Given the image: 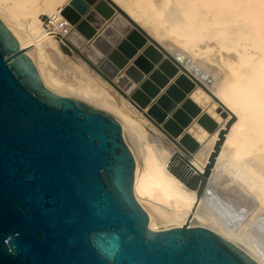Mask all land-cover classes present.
I'll use <instances>...</instances> for the list:
<instances>
[{
	"label": "water",
	"instance_id": "95a60500",
	"mask_svg": "<svg viewBox=\"0 0 264 264\" xmlns=\"http://www.w3.org/2000/svg\"><path fill=\"white\" fill-rule=\"evenodd\" d=\"M95 14L93 23L99 28L107 16ZM122 14L113 24L122 32L132 24L140 30L128 35L134 46H122L126 55L113 52L114 63L104 62V72L99 70L119 90L124 87L131 92L126 74L117 82L112 77L149 36ZM70 15L73 22L79 16ZM2 22L0 19V264H259L246 249L208 227H154V218L135 197L137 153L126 143L120 121L103 109L44 85L33 60ZM110 28L104 32L109 33ZM83 39L80 46L87 40ZM95 43L104 50L111 48L103 35ZM156 46H148L127 74L140 76L142 70L136 66L149 69L153 65L149 57L161 59ZM168 78L165 76L161 86ZM136 99L144 105L148 101V97ZM162 100L168 101L167 96ZM187 106L192 114L199 111L190 99ZM183 114L180 110V123L171 129L175 135L189 119L180 117ZM202 123L209 130L216 126L207 115ZM185 141L196 144L189 137ZM213 161L214 157L206 176ZM200 178L192 174L184 179L196 188ZM202 179L199 195L206 182Z\"/></svg>",
	"mask_w": 264,
	"mask_h": 264
},
{
	"label": "bare ground",
	"instance_id": "6f19581e",
	"mask_svg": "<svg viewBox=\"0 0 264 264\" xmlns=\"http://www.w3.org/2000/svg\"><path fill=\"white\" fill-rule=\"evenodd\" d=\"M138 1L143 4V10L134 8L127 0H101L95 6L84 3V0H0V19L19 42L20 48L33 60L44 85L56 93L78 98L94 107L105 108L120 121L126 143L132 153H137L133 184L135 197L148 215L154 218V227L169 229L185 224L208 227L246 249L259 264H264V183L255 188L261 212L242 234L237 231V225L245 220V210L253 202L242 188L232 187L231 193L235 197L230 199L220 197L217 192H208L205 200H209L210 205L208 203L207 210L201 209L200 204L209 189H203L199 195L202 178L206 180L205 186L210 179L206 173L212 158L214 157L213 166L215 165L214 168L211 167L213 172L225 155L228 145L236 154L246 152V149L256 150L252 158L264 171V0ZM70 5L81 13L90 9L100 16L101 12L111 21L116 16L123 15L122 12L127 14L148 34L146 47L151 44L156 46L155 42L159 44L160 48L156 47L165 58L160 65H170V70L166 69L167 75H171L170 81L182 74H188L190 80L198 81L196 88L190 93L191 87L185 97L188 95L186 99H190L199 111L189 115L181 110L189 119L177 134L179 139L189 137L193 140L192 143H196L198 148L194 153L187 152L189 155H185L183 151H179L175 155L144 141L143 138L147 135L145 126L141 125L142 121L139 124L136 121L138 119H134L130 113L131 109L127 107L129 101L110 83L105 82V79L104 81L92 71L90 75L89 70L85 69L86 65L82 66V63L74 61V52L82 50L78 47L79 42L74 39L78 22H72L68 16ZM157 25L162 26L164 33L172 35L194 54L213 49L220 57V64L224 67L226 64L230 71L221 80L214 81L210 86L206 85L188 69L189 63L185 56L172 53L168 45L161 41ZM105 27L102 25L97 28L94 34L103 32ZM215 43L220 47L214 48ZM221 48L233 50L236 58L228 60L221 54ZM52 53L60 54L69 67L78 70L84 80L85 77L88 79L87 85L91 87L81 84L78 86L77 82H65L49 64V60L53 61ZM77 59L84 62L80 57ZM198 71L202 72L203 79H208L205 71ZM126 96L137 103L136 98L144 95L137 90L131 96ZM185 115L180 117L184 118ZM204 115L216 124L213 130L201 123ZM204 146L209 147V152L203 160L199 158L198 151ZM192 174L201 176L196 188L184 179ZM217 191L223 194L222 190ZM209 210L213 211V215H210Z\"/></svg>",
	"mask_w": 264,
	"mask_h": 264
},
{
	"label": "rangeland",
	"instance_id": "374dc122",
	"mask_svg": "<svg viewBox=\"0 0 264 264\" xmlns=\"http://www.w3.org/2000/svg\"><path fill=\"white\" fill-rule=\"evenodd\" d=\"M100 1L101 0H97V2H96V0H95L94 2L93 1L91 2L90 0H84V3L86 2L88 5L95 6ZM127 1L131 4V6H133L136 9H142L143 10V8H144L143 4L138 0H127ZM85 6L86 5H84V8H85ZM69 7H70L69 12H68L69 14L79 15L77 20L75 21V23H77V22L78 23H77V27L75 28V31H74V35H75L74 39L80 43V41L81 42L84 41V39H83L84 37L87 38V41L84 42L82 46H80V44L78 43V47H79V49L81 48L80 50H82V51L77 50L74 52V55H72V58L75 57L74 61L78 64L82 63V66L86 65L85 69L87 68L89 70L88 73L90 75H92L90 71L95 73L97 76L99 75L100 78H103V80L105 79L106 80V81L104 80L105 82H107L108 84L110 83V85H112L115 90H117L124 98H126L129 101V102H127L129 104L127 107H128V109L130 108L132 110V111L129 110L130 113L133 115L134 119H138L136 121L139 124L142 121L141 125L145 126L144 128L146 129L147 135L145 134L146 137L143 138L144 141H149L156 148H159L162 151L173 152L175 155H178L179 151L180 152L183 151L182 153H184L185 155L186 154L189 155L190 153L191 154L194 153L198 147H196L195 145H191V143L186 142L184 140V138L179 139L178 136L175 135L171 129H173L175 127L176 123H180V119L178 118L179 117L178 113L180 110L185 111V113L188 112V114L191 115L190 107L187 106L186 97H188V95L185 97V94L189 93L187 88L190 85L192 87L190 90V93H191L196 88V85L199 84L198 81L196 82L195 80H190V75L187 76L188 74L187 75L182 74L183 76L180 75L181 78L179 76L176 78V80L175 79L173 81L171 80L172 82L168 78L165 85L161 86V81H163L165 76L171 77L170 74H169L170 76L167 75L168 72L166 71V69L170 70V65L168 63H165L164 65H166V66H164V67H161V65H160L162 62H164L163 60L165 58H163V57L161 60L159 59L158 61H155L151 57H149L150 61H152V63H153V65L151 64L152 66L149 67V69H145L144 67H141L138 65L140 67V69L142 70V73H139L140 76L133 77V76L127 74L126 70L131 65H134L136 63V60L140 57V54H142V52L144 54V52H145L144 49L147 47L145 45H143V48L142 47L139 48L137 50L138 52H136V54H134L132 57H130L128 59V62L123 67H121L119 69V71L117 72V74L114 77H112V80L114 82H117V80L122 75L126 74L127 80L125 83L127 85H129L130 88L132 87V90H131V92H129L127 89H125L123 87L122 88L123 91H125L127 93V95L129 94L131 96V93H133L134 91L136 92L137 90H140L144 95V96H141V98H147L148 97V101L145 105L142 104V102L138 99H136L137 103L132 102L128 98V96H126V94L123 93V91L119 90L107 78H104V76L100 72V70L101 71L103 70L102 64L104 62H107V61L113 62L112 57H111L113 52L119 51L121 54H125L126 51L123 49L124 46H128V47L134 46L133 42L131 41V39L129 38L128 35L132 32H135L136 30L137 31H140V30L138 28H136L135 25L132 24V26H130L131 28L127 32H122L118 27H116L113 24V21L115 20L116 17L119 16L118 15L112 21L110 19H107L104 22L103 26H106L105 29H107L109 25H110V27L111 26L113 27V28H111V31L109 30L110 31L109 33H106V32H104L105 30H103V32L100 31V33H97V34L93 33L94 34V35L92 34L93 37L88 36V34L93 31L92 29L95 28L94 23H93V19L94 20L96 19V17H93L94 12H91L90 9L89 10L87 9L86 11L81 13V11H79L73 5L72 6L70 5ZM94 9H95V7H94ZM99 13L102 14L101 12H99ZM80 14H82V16H80ZM81 17H82V19H81ZM149 20L154 25V23L151 21V19H149ZM79 25L84 26V30L79 29ZM157 26H158V30L161 32V36H160L161 41L163 43H165L166 45H168V47L170 48V51L172 53H177V54L185 56L188 59V63H189V64H187L188 69L191 70V72H193L206 85L210 86L211 84L214 83V81L219 80V79L221 80V78H224L227 75V73L230 71L229 67L226 64H225V67L220 64V62H219L220 57H218L216 55V53L213 49L205 51L203 53L198 52L199 54L198 53L194 54L192 50L187 48L181 42L175 40V38L172 35H168L167 33H164L162 26H160V25H157ZM90 29H91V31H90ZM95 30H97V28H95ZM115 34L117 36H119L117 41L114 39V37H116ZM100 35H103L106 38V40L109 43H111L110 49H108V50L101 49L100 46H98L95 43L96 39ZM112 36H114V37H112ZM90 37H92V38H90ZM213 47L219 48L220 46L217 43H215L213 45ZM90 49H91V54L87 52ZM82 53L84 55H82ZM221 54L225 55L228 58V60H230V59L233 60L236 58L235 52L233 50H227L226 48H221ZM52 56H53V61L51 62L49 60V64L51 65L53 70L58 75L60 74L59 76L65 82H69V81L73 82V83L77 82L78 84L77 83H75V84H77L78 86H80L79 84H81L84 87L90 86V85H87L88 79L85 77V80H84V76L80 75L81 73L78 70H75L74 68L69 67L65 63L66 60L64 61V58L60 54L57 55V53H52ZM60 57L63 58V60ZM78 57L82 58V60L84 62L79 61L77 59ZM60 59H61V61H60ZM55 60H57V62ZM58 60L60 61V63ZM54 64H55V67H54ZM72 69H74V70H72ZM199 69H202L203 72L205 71V73L208 76L207 80L202 78V75H201L202 72H199L198 71ZM196 71H198V72H196ZM73 72H74V74H73ZM103 72H104V70H103ZM75 74L76 75L79 74V75L76 76ZM100 74H102V75H100ZM82 77H83V80H82ZM154 81H155V83H154ZM90 87H89L88 91H90V89H91ZM163 91H165L166 93ZM154 92H155V94H153ZM164 96H167L168 101L164 102V100H162ZM89 101L93 102L92 100H89ZM97 108L105 110V108H101V107H97ZM150 109H152V110L154 109L153 112H150L151 111ZM105 111L111 113L108 110H105ZM111 114L114 115L113 113H111ZM184 115L185 114H183V116ZM201 123H202V120H201ZM146 138H148L149 140H147ZM205 147H207V146L201 147V149L198 151L199 158L203 159V160L206 158V156L208 155L207 153L209 152V147H207L206 149H205ZM226 148H227L226 153L224 156H222L221 160L218 163V166L215 167L213 172L211 170V173H209V175H208V176H210V179L207 181L208 184L206 183V186L204 187V189L206 188V189H209L210 191L205 189L207 192L206 193L204 191L206 197L203 198V200L200 204L201 205L200 208L203 210H205V209L207 210L208 206L210 205V203H209L210 201L205 200L206 198H208V195H207L208 192H210V193L211 192H217L218 195H220V197H223L224 199H226V198L230 199V197H235V194L231 193L232 187L236 186V187L242 188L241 190L247 194L246 196L251 197V199L253 201L252 204H249L245 210L246 211V217H245V220L243 222H241L242 225H241V223H238V225H237V228H238L237 231L242 234L244 232V230L245 231H246V229L248 230L247 227H249V225H251L255 221V219L258 217L259 213L261 212L259 200H258V197L256 195L257 190H255V188H256V185H262L264 183V180H263L264 179V171L256 164L257 163L256 160L252 158L254 156V153L256 154V152H257L256 150L246 149L245 150L246 152L236 154L234 152V149L231 148L229 145ZM187 152L188 153L190 152V153L188 154ZM252 161H255V162H252ZM214 166H213V168H214ZM258 168H260V170ZM177 169H178V167H177ZM229 185H230V187H229ZM212 186H214V187H212ZM216 188L218 190H222L223 194L220 191H217ZM208 203H209V205H208ZM205 206H206V208H205ZM210 212H211L210 215H213V211L209 210V213Z\"/></svg>",
	"mask_w": 264,
	"mask_h": 264
}]
</instances>
